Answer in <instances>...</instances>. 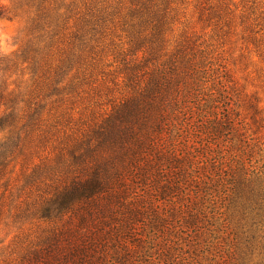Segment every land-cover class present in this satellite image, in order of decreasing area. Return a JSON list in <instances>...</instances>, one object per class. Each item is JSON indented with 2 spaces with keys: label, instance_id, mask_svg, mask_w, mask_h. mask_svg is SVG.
<instances>
[{
  "label": "trees",
  "instance_id": "16d2710c",
  "mask_svg": "<svg viewBox=\"0 0 264 264\" xmlns=\"http://www.w3.org/2000/svg\"><path fill=\"white\" fill-rule=\"evenodd\" d=\"M174 2L0 0L24 20L19 46L0 50V264H176L217 194L264 264V162L249 163L245 134L264 137L261 99L244 88L218 111L194 31L169 41ZM228 6L207 14L229 23ZM258 7L239 8L252 39Z\"/></svg>",
  "mask_w": 264,
  "mask_h": 264
},
{
  "label": "rangeland",
  "instance_id": "374dc122",
  "mask_svg": "<svg viewBox=\"0 0 264 264\" xmlns=\"http://www.w3.org/2000/svg\"><path fill=\"white\" fill-rule=\"evenodd\" d=\"M258 1L259 12L264 15V0ZM223 2L227 3L229 8L237 5L235 15L229 23L228 15L207 14L211 10L207 7ZM244 4L248 6L251 0H175L174 2L177 18L169 34V41L172 42L183 29L194 31L195 43L204 48L207 56L212 58V67L209 69L210 76L206 85L213 88L217 97L220 96L218 111L222 112L223 101L227 99L230 102L237 101L244 88L250 92L255 91L261 99L260 105L264 108V28L260 30L256 39L248 37V32L242 30V26L238 24L241 19L239 8ZM197 7H204L205 12ZM23 25L22 17L0 16L1 51L11 52L19 46ZM2 110L3 107L0 105V113ZM235 110L229 113L232 117H244L245 112L242 108ZM252 129V126L247 125L245 134H251L252 137L247 139V145L252 147L249 163L257 167L264 162L258 152V147L264 151L262 144L264 137L261 132H252ZM4 134L5 131L0 129V139ZM225 141V146L230 147L229 151L236 152L235 144L233 146L228 140ZM215 197L216 200L212 205L217 212L211 218L209 213V221L212 223L206 224L210 229L205 228L206 231L192 234L193 239H186L180 243L181 247L174 253H181L183 258L178 256L176 264H259L257 261L263 255V248L255 243L257 241H254L253 245L244 241L240 226L244 221L241 218V210L226 205L227 196L217 194Z\"/></svg>",
  "mask_w": 264,
  "mask_h": 264
}]
</instances>
